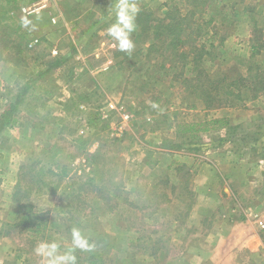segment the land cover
I'll list each match as a JSON object with an SVG mask.
<instances>
[{
  "label": "rangeland",
  "instance_id": "1",
  "mask_svg": "<svg viewBox=\"0 0 264 264\" xmlns=\"http://www.w3.org/2000/svg\"><path fill=\"white\" fill-rule=\"evenodd\" d=\"M137 3L151 12V25L175 6L195 13L194 26L214 17L222 45L201 65L212 79L243 76L258 94L251 83L264 74V0ZM114 4L0 0V116L12 108L14 119L0 131V197L10 195L0 205V235L11 251H0L3 264H45L36 251L41 242L72 245L74 228L95 246L72 253L76 264H217L230 254L229 239L211 247L218 221L237 216L241 226L253 221L263 231V94L246 90L205 108L181 77L174 79L192 75L193 67L174 62L173 49L154 42L137 18L135 49H118L106 31L115 21ZM202 41L207 49L218 43L208 35ZM111 68L125 78L122 93ZM230 110L236 124L215 118ZM218 149L234 152L235 166L207 189L197 186L199 161L187 155L204 157L200 162L220 157L218 163L225 157ZM157 160L176 162V185ZM26 202L46 208L39 233L20 219ZM260 239L257 251L232 250L231 264H264ZM95 250L102 256L84 261Z\"/></svg>",
  "mask_w": 264,
  "mask_h": 264
},
{
  "label": "trees",
  "instance_id": "2",
  "mask_svg": "<svg viewBox=\"0 0 264 264\" xmlns=\"http://www.w3.org/2000/svg\"><path fill=\"white\" fill-rule=\"evenodd\" d=\"M181 8L175 6L167 10V12L157 18H151L150 21H153L154 24L149 23V16L151 12L146 10H140L137 20L142 27L144 28V32L151 31V33H146L149 37H152L153 41L156 40L160 42L161 45H168L174 51V62L176 59L181 62L180 65L186 67L187 65L192 66V75L185 76V74H180L174 76V79L181 77L182 84H187V87L190 88L191 93L196 95V97L204 104L205 108H210L215 104H223V98L227 97H235L239 99L244 91L254 92L255 96H261L263 94L264 97V74L259 75V80L252 82L254 87L260 89L258 94L257 90L248 86L246 83V79L242 77H238L235 80L227 81L225 76L218 77L217 79H212L209 76V73L205 68L201 65L204 56H210L211 52L209 50L215 49L218 45H222L223 37L218 36L219 26L215 23V19L212 16H209L208 19L202 21L201 24L194 20V12H186L181 13ZM204 23V24H203ZM192 24V25H191ZM208 35V37L215 36L217 37L218 43L216 46L213 43H209V49L206 48V42L202 41V38ZM201 39V40H200ZM258 47L255 45L251 46L252 53L257 52ZM19 100L15 102L18 103ZM230 103H228L229 105ZM197 104H193L192 107H197ZM175 114L177 111L174 112ZM14 123V119L12 117V108L8 111L4 112L0 116V131L5 129L6 127H11ZM193 123H188V127L190 129H194ZM180 131H185L180 130ZM94 157L90 155V158ZM19 180L15 185L16 194L19 190ZM15 201L16 195H14ZM18 203V201H16ZM19 205V204H18ZM20 206V205H19ZM18 206V207H19ZM19 211H21L20 219L21 221H27V230L30 233H39L41 231V226H43L41 222V212L34 211V206L31 203H23L21 204ZM90 243V240H88ZM94 245L90 247V249H94ZM59 249H63L64 252L69 250L72 253L83 251L81 248H72V245L59 244ZM82 253V252H81ZM102 250L90 251L84 256V261L93 263L92 258L96 255L98 258L102 256ZM155 255V253L153 252Z\"/></svg>",
  "mask_w": 264,
  "mask_h": 264
},
{
  "label": "crops",
  "instance_id": "3",
  "mask_svg": "<svg viewBox=\"0 0 264 264\" xmlns=\"http://www.w3.org/2000/svg\"><path fill=\"white\" fill-rule=\"evenodd\" d=\"M110 71L112 72L111 75L115 79L112 82L116 84V85L114 84L115 90L116 91L118 90L119 93H122L124 89V85H125V78H123L122 74L116 69L112 70L111 68ZM221 115L222 116H216L215 118H226L227 123L231 125L236 124L238 122L236 118V113L233 110H230V112H227L226 114H221ZM205 121L206 120H204L203 122ZM198 131H199V135L201 136L202 134L200 130ZM218 150L219 152H221L220 153L221 155L225 156L224 159H221V161L218 163H216V161H219L220 157H218V160L217 159L214 160V162L208 158L200 162V160L204 157L201 156V158H199V156L197 155H189V154L187 155V158L192 159L193 163H196L195 161L197 160L199 161L200 169H199V173L196 175L197 179L195 180L197 183V186L205 187L207 189L210 183L213 181V178L219 177V175L221 174V171H229L233 168V166H235V162H234L235 160L233 159L234 158L236 159V154L234 152L230 150H220V149ZM167 154L170 156H173V155H176V152L172 151ZM226 160H229V162H227ZM155 163L157 164L159 168L160 167L163 168L164 174L166 173L169 176V183L176 185L178 182L175 179V176L177 175L176 162L170 161L165 166L163 163H160V161L158 160ZM189 167L192 168L191 164H189ZM249 184H250L249 179H245V182L242 183V185H245V186H249ZM4 201H10V195L9 197H7V195H5V197H0V205H2V202L4 203ZM33 205H34V211H37V212L46 211L45 210L46 208H43L41 206L39 207L37 206L36 203H34ZM240 218L237 216L229 215L227 219H221L220 221H218L217 224L213 225L212 232H211V234L213 235V238L211 241H215V244H211V247L212 246L218 247L221 242L225 243L226 240L228 239L230 240L229 241L230 244H226V247H225V249L229 250L230 254L223 258H219L217 264H231L232 263L231 259L233 257L232 250L234 249H241L244 247H248L253 252L257 251L260 248V245H259L260 243L258 242V239H260L261 237L263 238V240L262 238L260 240H262V245H264V227L260 226L261 229H263V231L259 233V229L256 227L257 223L254 224L253 221H248L251 224L245 223V224H242L241 226L240 225L241 223H239V220H242V219ZM261 222H263L264 224V218H263V221ZM2 236L3 235L1 234L0 235V251L2 250L5 256H7L9 254L8 252H11V251L8 249V247L4 249V246H6L8 242L6 241L7 237H2ZM224 243L223 245H225ZM211 249L213 250V248ZM205 256H208V254H204L203 257L201 256V258H204ZM0 264H3V259L0 260Z\"/></svg>",
  "mask_w": 264,
  "mask_h": 264
},
{
  "label": "clouds",
  "instance_id": "4",
  "mask_svg": "<svg viewBox=\"0 0 264 264\" xmlns=\"http://www.w3.org/2000/svg\"><path fill=\"white\" fill-rule=\"evenodd\" d=\"M115 21L106 29L109 37L116 41V46L122 52L131 54L135 49L132 34L137 29L136 18L140 12L137 0H115L113 7ZM87 239L82 236L79 229L72 230V248L89 249ZM59 244L56 242H41L37 247V254L45 258V264H76V258L69 250L63 254L58 252Z\"/></svg>",
  "mask_w": 264,
  "mask_h": 264
},
{
  "label": "built area",
  "instance_id": "5",
  "mask_svg": "<svg viewBox=\"0 0 264 264\" xmlns=\"http://www.w3.org/2000/svg\"><path fill=\"white\" fill-rule=\"evenodd\" d=\"M125 117H128V116H127V115H125ZM259 224H260V226H261V227H264V224H263V222H261V221H260V222H259Z\"/></svg>",
  "mask_w": 264,
  "mask_h": 264
}]
</instances>
